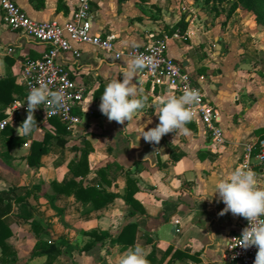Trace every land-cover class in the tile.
Wrapping results in <instances>:
<instances>
[{"label":"crops","instance_id":"1","mask_svg":"<svg viewBox=\"0 0 264 264\" xmlns=\"http://www.w3.org/2000/svg\"><path fill=\"white\" fill-rule=\"evenodd\" d=\"M37 21H67L76 0H14ZM233 20L203 12L195 0H94L93 30L117 33V49L145 43L147 34L168 35L167 53L190 72L205 96L218 109L225 142L216 145L201 122L187 123L185 134H165L161 141L138 140V127L147 131L159 123L154 105L165 94H173L166 84L152 85L144 76L134 77L147 103L137 113L141 117L128 124L109 121L99 105L106 84L123 79L120 66L130 58H115L113 52L80 45V55L60 56L85 94L74 112L80 123L75 131L57 140L56 126L34 113L36 127L21 137L17 129L27 111H16L7 125L10 136L0 129V189L15 188L24 200L13 202L9 213L12 235L6 240L16 252L15 264H42L46 256H32L36 243L60 242L62 253L52 264H116L126 250L115 237L128 223L136 224L135 245L157 258L168 247L188 256L170 264H223L228 240L242 228V220L231 212L220 215L225 204L218 194L204 199L217 179L236 168L243 146L264 133V28L255 13L238 6ZM184 18L181 34L173 25ZM12 49L9 51V49ZM47 44L11 30L0 10V78L10 75L22 84V66L27 58H39ZM139 80L141 84L139 85ZM4 109V115L6 108ZM6 116V115H5ZM4 116V117H5ZM149 120L151 121L149 123ZM48 138L39 166H30L27 155L33 142ZM22 138L10 141L11 138ZM174 139V140H173ZM62 142V143H61ZM89 148L88 172L76 177L83 186H95L116 196L95 208L74 194L56 191L52 182L74 178L68 163ZM136 180L134 197L140 210L131 214V205L122 194L127 179ZM259 182L264 184V179ZM178 220V222H175ZM32 224L45 228L38 234ZM92 230L109 233L82 250L91 240ZM131 235L128 239H131ZM167 256L162 264H167Z\"/></svg>","mask_w":264,"mask_h":264},{"label":"built area","instance_id":"2","mask_svg":"<svg viewBox=\"0 0 264 264\" xmlns=\"http://www.w3.org/2000/svg\"><path fill=\"white\" fill-rule=\"evenodd\" d=\"M93 1L76 0L70 18L64 23H59L37 21L31 18L14 0H0L2 19L11 30L47 44L41 57L27 58L23 62L22 84L25 94L8 105L6 116L0 120V129L9 124L14 112L27 111L26 98L30 87L46 83L52 90L64 91L65 105L55 110L42 104L35 112L45 120L58 118L67 131H75L80 118L74 112V108L82 101L85 87L74 79L71 69L66 67L60 56L65 52H71L78 57L80 45H89L103 51L113 52L115 58L132 57L137 54L152 57L157 67L155 69L147 67L143 70V76L152 85L164 83L178 95H181L186 88L199 90L200 100L194 106L196 116L193 120L203 124L207 135L216 145H223L225 137L219 122V111L205 96L192 74L167 53L168 35L164 32L161 34L149 32L145 43L117 49V33L114 31L102 33L93 30ZM11 50L10 48L9 51ZM240 166L251 168L258 180L264 179V138L244 144L236 167ZM238 217L242 220V228L237 235L228 240L223 254V264H254L258 249L256 246L247 249L240 246L241 241L238 238L241 237L242 230L248 226V221L244 217Z\"/></svg>","mask_w":264,"mask_h":264},{"label":"clouds","instance_id":"3","mask_svg":"<svg viewBox=\"0 0 264 264\" xmlns=\"http://www.w3.org/2000/svg\"><path fill=\"white\" fill-rule=\"evenodd\" d=\"M147 67L152 69L157 67L152 57L143 54L132 56L124 60V65L120 66L122 81L115 78L106 84L99 109L110 122L124 124L127 121L130 124L135 121L137 124L142 117L137 118V113L144 108L148 98L141 95L140 87L138 88L132 81L134 77H140ZM199 100V90L192 88H186L179 96L171 93L161 96L154 105L159 123L147 131L144 130V126L138 127V140L143 137L146 142L158 144L168 133H173L174 139L177 134L186 135L189 131L186 125L195 118L194 106ZM26 103L27 117L17 129L21 137L30 135L36 127L35 110L42 104L55 110L63 108L65 93L63 90L50 89L46 83H40L39 86L30 87ZM213 194H218L225 204L220 215L231 212L234 216L244 217L248 221V226L242 230L241 237L238 238L241 241L240 246L245 249L256 246L258 251L254 264H264V184L259 182L256 173L245 166L236 167L226 177L217 179L210 193L204 191L203 201ZM116 264H150V262L145 248L136 244L127 247Z\"/></svg>","mask_w":264,"mask_h":264},{"label":"trees","instance_id":"4","mask_svg":"<svg viewBox=\"0 0 264 264\" xmlns=\"http://www.w3.org/2000/svg\"><path fill=\"white\" fill-rule=\"evenodd\" d=\"M223 1L224 0H203V3H220ZM239 4L247 10H253L256 15L257 22L261 23L264 27V0H233L229 11L235 10ZM172 27L173 28L171 30H167L168 34H171L176 28L182 34L186 29V21L184 20V18H181ZM24 94V88L15 84L10 75L4 78H0V120H2L5 116V107L12 103L16 98H19ZM49 120L56 126L57 140H61V137L67 134L65 125L58 118H50ZM1 134L10 136L11 129L6 126L1 129ZM262 138H264V133L258 136V139ZM9 140H20V142H23L22 138L13 137ZM47 140L48 138L44 136V138L40 142H33L31 152L26 157L27 162L30 166H39L40 157L46 151ZM88 152L89 148H83L80 157L78 159H72L68 163L69 169L74 174L73 179L65 183L53 181L51 184L54 190L62 191L65 193H72L78 200L84 203L91 201L95 208H98L106 204L112 198H114L116 194L107 192L103 189H99L95 186H83L81 180H76V177H83L89 170L87 157ZM136 190V180L128 178L126 190L121 196L127 203L131 205V214H135L138 210H140L138 201L134 197ZM24 198L25 196L18 195L15 192L14 187L9 186L5 189H0V264L17 263L16 252L13 250L12 246L7 243L6 240L12 235L9 219V213L12 209V203L24 200ZM32 228L37 234L40 231H45V228L39 224H32ZM135 232L136 224L128 223L117 234V236L115 237V241L121 242L122 248H125L129 245L134 246ZM87 234L91 236V240L83 245L82 250H88L95 244V242L103 240L104 237L109 236V233L97 230L89 231ZM130 235L132 238L128 239ZM35 248L36 249L31 254L32 256H46V259L42 264H52L55 258L62 253L60 242L55 241H43V243L41 244L37 242ZM167 256H169L167 264H170L174 260L187 257L188 255L182 252L181 250H178L173 247H168L160 258H157L155 250L152 249L147 254V259L149 260L150 264H162Z\"/></svg>","mask_w":264,"mask_h":264},{"label":"rangeland","instance_id":"5","mask_svg":"<svg viewBox=\"0 0 264 264\" xmlns=\"http://www.w3.org/2000/svg\"><path fill=\"white\" fill-rule=\"evenodd\" d=\"M232 2L233 0H224L223 2H220V3L216 2V3L205 4L203 3V0H195V3L201 6V9L203 10V12L209 13L211 16L216 15L220 18L227 17V19L233 20L235 18V15H234L235 10L229 11V8ZM238 6H242V5L239 4ZM251 11L253 12V10ZM259 24L263 27L261 23Z\"/></svg>","mask_w":264,"mask_h":264}]
</instances>
